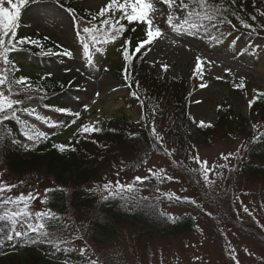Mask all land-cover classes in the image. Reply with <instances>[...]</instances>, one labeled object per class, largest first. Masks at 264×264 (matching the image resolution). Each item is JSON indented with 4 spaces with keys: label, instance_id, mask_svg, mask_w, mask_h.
<instances>
[{
    "label": "trees",
    "instance_id": "obj_1",
    "mask_svg": "<svg viewBox=\"0 0 264 264\" xmlns=\"http://www.w3.org/2000/svg\"><path fill=\"white\" fill-rule=\"evenodd\" d=\"M179 2L176 0L172 7L174 23L177 24L185 18V13L178 7ZM72 3L68 1L64 5L75 17L78 37L85 36L103 44L119 42L117 53L120 62L113 68V74L127 88L125 105L130 109L140 108L142 116L139 119L124 114L111 117L102 126L96 127L99 131L85 133L82 129L84 126L90 127L89 120L83 117L82 112H75L62 104L66 95L71 93L66 78L27 72L22 63L15 64L14 69L9 67L10 80L27 77L32 89L21 92L25 97L23 104L14 109L18 119L9 113V119L0 123V136L7 137L0 142V163L16 175L36 173L50 178L52 185L45 192L44 202L56 219L45 221L43 231L50 233L48 237L30 233L27 237H15L12 241L3 239L0 242V264H91L92 261L97 264L95 258L65 245V236L73 227L78 229L82 240L93 245H105L125 237L127 227L135 230V238L143 246H146L149 238H177L193 232L197 218L190 210L173 215L164 207L167 203L182 205L183 201L160 192L166 180L159 176H146L148 179L143 183L132 185L130 191L125 189L107 201L102 199L106 195L105 190L99 185L92 186L95 180L101 179L110 170L140 169L154 152L170 157L187 179L204 191L200 166L193 159L197 145L211 144L218 138L240 139L235 165L229 170V175L238 173L246 181L264 183V92L256 93L250 99L247 115L235 112L228 104H222L214 124L203 127L198 124L195 133L192 130L194 120L190 114L186 78L165 79L149 71L146 55L153 43L135 52L137 44L146 38L141 23L121 20L117 5L100 16L102 9H73ZM217 7L228 9L225 15L231 24L223 23L215 29L209 26L206 31L204 28L190 31L210 42L218 38L222 42L229 34L238 32L250 39L252 51L261 46L264 41V0H235V3L232 0H217ZM104 19H108L110 25L117 20L124 25L123 32L115 41L111 39L114 32L102 24ZM23 26L25 23L19 20L15 28L16 40L28 38L37 43H15L12 46L14 50L25 51L31 58H48L50 51L66 56L63 54L66 49L59 48L48 38L22 31ZM85 27L93 30L99 28L100 31L84 33L82 30ZM191 82L195 90L200 88L196 71ZM228 85L247 91L246 85L238 88L233 81ZM12 91L18 92V87L13 85ZM31 100L55 110L66 108L69 111H58L56 120L44 121L48 130L34 131L28 126L26 129L19 115L25 112L23 109ZM150 110L166 121V132L175 142L182 159L169 155L167 147L151 132ZM77 121L79 126L67 139H63L67 129ZM41 132L46 135L29 139L33 133ZM57 145H65L66 148L61 151L55 147ZM15 230L22 231L23 226L18 223ZM9 232L14 235L10 222L0 221V235L6 237ZM258 264H262V261Z\"/></svg>",
    "mask_w": 264,
    "mask_h": 264
},
{
    "label": "rangeland",
    "instance_id": "obj_2",
    "mask_svg": "<svg viewBox=\"0 0 264 264\" xmlns=\"http://www.w3.org/2000/svg\"><path fill=\"white\" fill-rule=\"evenodd\" d=\"M71 1V8H82L99 11L107 6L110 0H29L25 5L22 20L26 27L22 30L37 32L46 36L59 47L68 49V57L55 56L51 59H30L28 54L11 51L9 60L17 59L25 63L27 69L43 74L66 78L70 83L71 93L64 99L63 105L76 112H82L91 126L104 124L105 120L115 116L127 115L139 119L140 108L129 109L124 102L126 88L113 74V68L119 64L117 55L119 42L103 44L77 35L75 17L64 5ZM3 6L11 10L7 0ZM18 3V0H13ZM120 3L124 0H119ZM155 12L154 26L164 33L154 40L146 59L149 71L157 77L171 79L183 76L189 83L190 113L194 120L192 130L197 133V125L204 121L205 125L214 124L222 104H228L240 114H247L249 101L253 94L264 92V41L261 46L250 50V39L233 32L225 41L220 38L208 41L206 38L185 28L173 31L167 24V17L172 8L162 4L161 0H151ZM130 10V9H129ZM147 31V25L142 23ZM83 43L89 44L92 62L88 60ZM197 57L203 61L202 71L198 73L200 88L194 90L191 85ZM8 65L0 57V71ZM241 79L247 91L234 89L229 81L239 84ZM204 85V87H201ZM6 100H21L19 94L8 91L7 84L0 86ZM29 113L23 115V124L37 131L46 128L43 120L52 121L57 112L52 107H44L39 103L28 104ZM149 127L159 137L169 155L182 159L175 142L166 132V121L150 110ZM77 124L71 126L64 134L67 139ZM155 128V132H153ZM241 140L216 139L211 144H198L196 156L208 162L209 182L203 179L199 190L172 163L170 157L161 153H153L146 165L137 171H108L96 184L104 189L109 184V191H118L120 185H131L138 181L135 177L157 175L167 179L161 191L182 200V206L175 203L165 204L174 215L184 210H191L197 218L193 232L177 238H149L146 246L135 238V230L127 227L125 237L105 245L89 246L83 242L78 229L73 227L66 234V245L84 252L94 258L104 257L107 264H264V183H252L236 173L229 175L235 165V155ZM231 154V155H229ZM227 156L228 159L223 157ZM196 162V161H195ZM199 166V165H197ZM151 169V172L149 171ZM203 177V175H202ZM51 185L47 177L23 175L17 176L0 165V186L11 188L2 195L5 199H15L21 193L27 198L31 193L29 207L25 209L35 216L37 212H47L43 203L44 192ZM105 190V189H104ZM107 192V191H106ZM147 193V192H145ZM192 201H195L193 203ZM187 208V209H186ZM247 209V211H245ZM18 211L15 204L0 205V215H11ZM79 232V231H78ZM101 264L100 261H96Z\"/></svg>",
    "mask_w": 264,
    "mask_h": 264
},
{
    "label": "snow or ice",
    "instance_id": "obj_3",
    "mask_svg": "<svg viewBox=\"0 0 264 264\" xmlns=\"http://www.w3.org/2000/svg\"><path fill=\"white\" fill-rule=\"evenodd\" d=\"M8 4L11 6V10L8 7L3 6L2 0H0V57L3 58L4 63L7 65L9 63L8 53L13 50V45L15 43L23 44L25 42L36 44L37 42L34 40H30L28 38L16 40V31L15 28L18 24L19 18L21 16V9L23 6L29 3V0H18V3L13 2V0H7ZM235 3V0H232ZM162 4H167L169 8H172L176 4V0H161ZM113 5H117V10L120 11V19H126L128 22H139L147 25L146 38L141 40L136 48L135 52H140L142 48L146 45L151 44L154 40L160 38L164 33L159 28V26H154V17L152 13L155 12V8L151 0H124V2L120 3L119 0H110L105 9H102L99 13L100 16H104L106 11H111L113 9ZM179 9L185 13V18L179 23H174L173 14H169L167 17V24L173 31H181L185 28L188 29H198L204 28L205 31L207 27L218 28L220 24L228 23L231 24V21L227 19L225 13L228 11L226 8L217 7V0H180ZM130 9V10H129ZM95 19V17L93 18ZM254 19V18H253ZM103 25L109 26V28L114 32L111 39L115 41L117 36L120 35L124 30V25L119 24V21H114L111 25L109 24L108 19H104L102 21ZM119 24V27L116 25ZM246 27H251V25H245ZM84 33H90L92 31H100L99 28L89 29L88 27L83 28ZM7 38V39H6ZM83 40V37H81ZM95 40V37H93ZM99 42V41H97ZM126 43H128L126 41ZM83 48L85 53L88 55V60L91 63L92 57L89 52V44L83 43ZM64 55H71V52L68 50H64ZM128 59L127 50H125V60ZM203 61L197 57L196 69L197 73L202 71ZM127 78V77H126ZM7 84L8 91L11 93L13 89V85L18 87V92H28L32 89V85L29 83V78L21 76L18 79L10 80L7 75V69L0 71V86ZM204 87V85H201ZM238 88L245 87L244 80L241 79L240 83L236 85ZM18 94V93H17ZM23 104L22 100H11L8 101L4 97L3 91H0V123L9 119V113L11 117L17 118V113L14 110L15 106ZM23 111L29 112V109L24 108ZM57 111L67 112L69 111L66 108H59ZM75 115H79V113H75ZM201 127L205 126L204 121H200ZM83 132H91V131H99L98 128L95 127H83ZM153 132H155V128H153ZM45 133H33L29 136V139L40 138L45 136ZM7 137L0 136V142H3ZM159 140V137H156ZM15 143V141H12ZM61 151L65 150V145H57ZM231 155V154H229ZM224 159H228L227 156L223 157ZM193 159L200 166L199 172L202 173L203 179L206 183L209 182V172L213 171V169L208 167V162L206 160H201L200 157L194 156ZM151 172V169H149ZM166 179L171 180L172 177H165ZM148 177H135V180L143 183V181L147 180ZM15 186L3 187L0 186V205L4 204H15L18 208V211L11 213V215H0V221H9L10 226L14 231V235L9 232L7 236L0 235V242L3 239H7L8 241H12L15 237H27L30 233L35 234L36 236H50L49 232L43 231L45 228V221L55 220L56 217L51 212H37L35 213V217L29 211H26L29 207V201L32 199L31 193L28 194L27 198L23 193H21L15 199L9 197L5 199L3 197V193L6 191H11V188ZM116 187L119 189H127L131 190L132 185H120L117 181ZM110 185L105 184L104 189L107 191V195L103 196L102 199L107 201L110 197L116 195L113 191H109ZM147 199V198H143ZM195 203V201H192ZM247 211V209H245ZM21 224L23 226L22 231L15 230L17 224ZM36 241H33L35 243ZM84 250H81L83 253ZM91 264H95V261H92Z\"/></svg>",
    "mask_w": 264,
    "mask_h": 264
}]
</instances>
